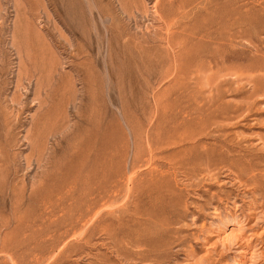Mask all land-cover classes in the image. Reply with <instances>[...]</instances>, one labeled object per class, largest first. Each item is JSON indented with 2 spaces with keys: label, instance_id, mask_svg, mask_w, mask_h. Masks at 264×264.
I'll use <instances>...</instances> for the list:
<instances>
[{
  "label": "rangeland",
  "instance_id": "374dc122",
  "mask_svg": "<svg viewBox=\"0 0 264 264\" xmlns=\"http://www.w3.org/2000/svg\"><path fill=\"white\" fill-rule=\"evenodd\" d=\"M263 92L264 0H0V264H264Z\"/></svg>",
  "mask_w": 264,
  "mask_h": 264
},
{
  "label": "bare ground",
  "instance_id": "6f19581e",
  "mask_svg": "<svg viewBox=\"0 0 264 264\" xmlns=\"http://www.w3.org/2000/svg\"><path fill=\"white\" fill-rule=\"evenodd\" d=\"M253 89H251L252 91H251V95L252 94H256L257 93V91H258V88L256 87V86H254V87H252ZM250 92V91H249ZM264 93V92H263ZM251 125V124H250ZM255 125V124H254ZM242 147V146H241ZM239 148V147H238ZM243 149H244V147H242ZM247 149V148H246ZM229 153H230V151H229ZM241 153V152H240ZM242 154V153H241ZM262 154V153H261ZM263 154H264V152H263ZM239 155V154H238ZM264 156V155H263ZM240 157V156H239ZM260 157V156H259ZM243 158L244 157H242V160H243ZM261 158H262V155H261ZM260 158V159H261ZM240 159V158H239ZM244 159H246V158H244ZM248 159V158H247ZM256 161H259V160H256ZM264 161V160H263ZM251 162V161H250ZM209 163V162H208ZM206 164V163H205ZM258 164V163H257Z\"/></svg>",
  "mask_w": 264,
  "mask_h": 264
}]
</instances>
